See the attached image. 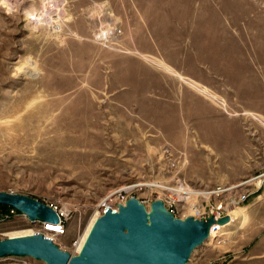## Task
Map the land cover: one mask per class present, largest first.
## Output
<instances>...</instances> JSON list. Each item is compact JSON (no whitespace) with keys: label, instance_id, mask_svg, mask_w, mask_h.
<instances>
[{"label":"rangeland","instance_id":"obj_1","mask_svg":"<svg viewBox=\"0 0 264 264\" xmlns=\"http://www.w3.org/2000/svg\"><path fill=\"white\" fill-rule=\"evenodd\" d=\"M66 1V22L53 31L28 23L39 0H0V191L64 212L57 243L68 251L108 193L126 189L147 208L160 199L133 183L207 190L244 181L248 197L229 212L234 222L188 263L264 264V0H176L193 27L214 28L213 39L154 45L149 55L126 29L127 0ZM174 1L140 5L163 12ZM110 21L118 41L93 40ZM39 227L21 213L0 216V239ZM0 264L45 262L6 256Z\"/></svg>","mask_w":264,"mask_h":264},{"label":"water","instance_id":"obj_2","mask_svg":"<svg viewBox=\"0 0 264 264\" xmlns=\"http://www.w3.org/2000/svg\"><path fill=\"white\" fill-rule=\"evenodd\" d=\"M0 205L12 207L32 221H58L51 206L28 195L0 191ZM227 221V215L181 219L160 199L147 209L131 196L117 211L108 208L95 219L76 255L34 233L0 239V257L30 256L45 264H189L191 252L209 239L211 225Z\"/></svg>","mask_w":264,"mask_h":264},{"label":"built area","instance_id":"obj_3","mask_svg":"<svg viewBox=\"0 0 264 264\" xmlns=\"http://www.w3.org/2000/svg\"><path fill=\"white\" fill-rule=\"evenodd\" d=\"M19 0H5L7 4L13 7V3H17ZM67 14V1L66 0H39V6L37 9L28 13V22L35 29L49 28L53 31H60L62 25L66 22ZM117 22H108L104 28H100L97 31L92 32L93 40H97L101 43H116L120 36L119 26H116ZM158 182V181H157ZM244 181L228 184L217 185L212 189H198L194 186H190L184 181L174 182H158L157 187L149 186L147 183H133L129 188L136 186H146L153 188L158 194V198L163 202L165 208L172 213L175 217L183 219L186 216H192L197 219H206L209 216H213L214 219H218L227 215L228 221L224 224L214 223L210 227L211 231L221 234L223 227L230 225L234 220L230 219L229 212L233 210V207L238 206L244 200L247 199L248 193L242 191L241 187ZM109 194V193H108ZM221 194H225L223 198H217ZM131 197L126 194V189H122L117 193L110 195L109 198L104 199V203L98 208V216L102 215L106 209L110 208L112 211L118 210V205L125 204L126 200ZM57 215L58 221L52 225V229H48L50 225L45 224L43 221H34L40 225L36 231L42 232V234L51 239L54 243H60L65 236L66 227L65 221L67 219L64 212L53 208ZM14 213H19L16 209L12 208L8 213H0L1 218H10ZM48 234V235H47ZM212 238H216L213 237ZM76 240L73 241L72 247L68 250L71 254H74ZM57 243V244H58ZM60 246V244H58ZM62 247V246H60Z\"/></svg>","mask_w":264,"mask_h":264},{"label":"crops","instance_id":"obj_4","mask_svg":"<svg viewBox=\"0 0 264 264\" xmlns=\"http://www.w3.org/2000/svg\"><path fill=\"white\" fill-rule=\"evenodd\" d=\"M171 5H169L171 11L145 12L142 10L140 0H127L129 12L127 13L126 19H124V24L126 29L130 30L132 34L133 42L138 53L149 55L152 54L151 47L154 45L178 46L185 39H189L190 41L196 39V44H198L200 38H202L203 45H208L206 41L213 39L214 28L207 26L200 28L193 27L192 23L183 17L185 13L182 11L183 7L178 6L179 4H177L176 0L174 1V5ZM152 6L157 7L151 3L148 6V10H151ZM167 7H161L160 9H166ZM148 14L153 18L151 22L154 23V28H151L149 23H147L146 17ZM171 63L178 69H189L192 73L191 78H199V75L193 70V64L185 65L184 61L177 58L172 59ZM194 63H199V61L195 60ZM254 255L258 256L257 253Z\"/></svg>","mask_w":264,"mask_h":264},{"label":"bare ground","instance_id":"obj_5","mask_svg":"<svg viewBox=\"0 0 264 264\" xmlns=\"http://www.w3.org/2000/svg\"><path fill=\"white\" fill-rule=\"evenodd\" d=\"M121 189H122V188H121ZM117 190H118V189H117ZM114 193H115V191L109 193L104 199L109 198V196H110V195L112 196ZM104 199L102 198V200L98 203V205H101V204L103 203ZM147 209H148V208H147ZM98 214H99V212L97 211L95 214H93V216H91V218L89 219V221H88V223H87V225H86V227H85V229H84V231H83L82 236L79 238V240H78V239L76 240V242H75V247L73 248V249L75 250V251H74V255L78 254V252L80 251V249H81V247H82V245H83V243H84V241H85V239H86V236H87V234H88V232H89V230H90V228H91L93 222H94L95 219L98 217ZM229 215H230V214H229ZM230 219L234 220L235 217L230 216ZM45 224L50 225V226L45 227V228H48V229H52V228H53V227H52L53 223L47 222V223H45ZM14 233H15V232H14ZM14 233H13V235L10 236V237H13V236H19V235H16V233H15V234H14ZM34 233H40V234H42V232H38V231H33L32 234H34ZM223 234H224L223 232H222L221 234H218L217 232H215V234H214V232L211 231V233L209 234V240L216 241V240H217L219 237H221ZM47 235H48V234H47ZM210 235H211V236H210ZM212 236H213V237H216V238L214 239V238H212ZM53 243H54V242H53ZM54 244H56L60 249H62V250H66V249L60 247L57 243H54Z\"/></svg>","mask_w":264,"mask_h":264},{"label":"trees","instance_id":"obj_6","mask_svg":"<svg viewBox=\"0 0 264 264\" xmlns=\"http://www.w3.org/2000/svg\"><path fill=\"white\" fill-rule=\"evenodd\" d=\"M11 207L9 206H5V205H0V213L4 214V213H8V211H10Z\"/></svg>","mask_w":264,"mask_h":264}]
</instances>
